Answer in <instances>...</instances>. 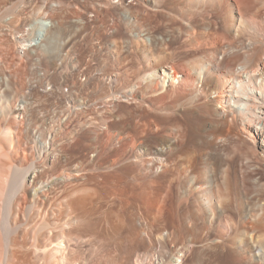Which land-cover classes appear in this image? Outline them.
<instances>
[{
    "label": "bare ground",
    "instance_id": "bare-ground-1",
    "mask_svg": "<svg viewBox=\"0 0 264 264\" xmlns=\"http://www.w3.org/2000/svg\"><path fill=\"white\" fill-rule=\"evenodd\" d=\"M124 227L120 264H264V0H0V264Z\"/></svg>",
    "mask_w": 264,
    "mask_h": 264
},
{
    "label": "rangeland",
    "instance_id": "rangeland-1",
    "mask_svg": "<svg viewBox=\"0 0 264 264\" xmlns=\"http://www.w3.org/2000/svg\"><path fill=\"white\" fill-rule=\"evenodd\" d=\"M131 75V74H130ZM129 77V75H128ZM130 77L133 78V76L131 75ZM129 77V78H130ZM131 79V78H130ZM190 137L193 138V135L190 136L188 135L187 136V139L184 143H183V147H185L186 145L190 144L189 141H191ZM188 143V144H187ZM126 183H123L121 182L119 184V188H126ZM125 192H123L121 195V197L124 198V200H127V197L128 195H125L124 194ZM120 197V196H119ZM117 196H112V200L115 202L117 199ZM169 204V203H168ZM149 208V207H148ZM174 214L171 216V215H162V216H159L157 218L156 221H152L150 223V225L153 227L152 228V232H150L149 234L150 237L154 240L155 238H157L159 235L161 236H169V242L168 243H165L163 244L164 245V252H166L165 256H167L168 254H170V247H169V243H173L174 245H177V244H188L187 242L190 241L191 239V236L185 232L184 230L182 229H177L179 227V225H181V221L179 220L178 216L175 215L174 217ZM171 216V217H170ZM226 220H222V222L220 224H218L217 226H215V228L217 229H214L216 230V234L222 236L223 238H226L228 239L229 236L231 237L232 236V233H233V228L231 229V224L227 221L225 222ZM225 222V223H224ZM226 224V225H225ZM157 225H160V230H157ZM228 225V226H227ZM230 225V226H229ZM228 227V228H227ZM230 227V229H229ZM220 230H219V229ZM225 229V230H224ZM229 230V232H228ZM127 231V234L125 235ZM164 231V232H163ZM221 231V232H220ZM225 231V232H224ZM120 233L116 232L112 238H105L106 236H103L101 237V239H98L97 236H101V234L97 233L94 238H90L89 240L87 239L86 242L84 243V246H83V251H82V258L87 261V263L82 260V262L84 264H90L91 262H94L97 263V264H120L121 262L125 263L126 260H122L121 262L118 261V259H120V257H126L127 255V261H132L133 258H134V255H135V250L138 249V243H136V241L132 238L131 239V236H129V231L128 229H126V227H124L122 230L119 231ZM122 232V233H121ZM163 232V234H162ZM223 232V234H221ZM118 233V234H117ZM99 236V238H100ZM115 236V238H114ZM104 237V238H103ZM128 237V238H127ZM97 238V239H96ZM96 239V240H95ZM94 240V242H93ZM102 240V242H101ZM105 240V241H104ZM130 240L132 242H130ZM88 241V242H87ZM89 245H87V244ZM92 244H95V251L92 252ZM98 244V245H97ZM98 247H97V246ZM137 247V248H136ZM134 248V250L132 249ZM85 250V251H84ZM96 252V253H95ZM116 252V253H115ZM130 252V253H129ZM94 254V258H93V255ZM108 254V255H107ZM110 254V255H109ZM133 254V255H132ZM103 255V256H102ZM121 255V256H120ZM90 256V257H89ZM92 256V257H91ZM96 256V257H95ZM115 257V258H114ZM118 257V258H117ZM132 257V258H131ZM91 258V259H90ZM131 260H130V259ZM99 261V262H97ZM113 259V260H112ZM116 259V260H115ZM90 260V261H89ZM220 260L223 264H231L233 262V258L227 254L224 253L223 256L220 257ZM113 261V262H112ZM116 261V262H114ZM118 261V262H117ZM109 262H112V263H109ZM144 264H157L154 260H153V257L151 256L150 253L146 254V261Z\"/></svg>",
    "mask_w": 264,
    "mask_h": 264
}]
</instances>
